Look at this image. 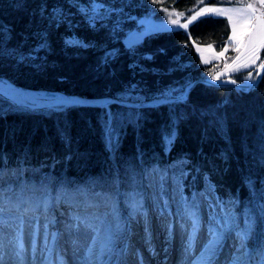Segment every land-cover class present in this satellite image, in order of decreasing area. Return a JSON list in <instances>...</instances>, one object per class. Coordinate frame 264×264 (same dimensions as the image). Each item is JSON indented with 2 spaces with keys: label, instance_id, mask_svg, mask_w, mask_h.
<instances>
[{
  "label": "trees",
  "instance_id": "16d2710c",
  "mask_svg": "<svg viewBox=\"0 0 264 264\" xmlns=\"http://www.w3.org/2000/svg\"><path fill=\"white\" fill-rule=\"evenodd\" d=\"M100 3L116 12L92 24L79 9L89 0L75 6L71 0H0V77L88 99L152 100L207 78L210 66L202 65L194 44L222 50L231 28L227 19L206 16L187 31L154 33L128 48L123 37L135 20L149 14L161 19L166 10L186 19L204 6L235 4ZM1 104L0 204L115 191L127 209L132 191L142 190L145 167H171L191 191H202L208 180L225 207L241 212L250 240L264 245V77L248 93L200 83L187 100L154 108L30 110ZM110 117L113 150L105 132Z\"/></svg>",
  "mask_w": 264,
  "mask_h": 264
},
{
  "label": "rangeland",
  "instance_id": "374dc122",
  "mask_svg": "<svg viewBox=\"0 0 264 264\" xmlns=\"http://www.w3.org/2000/svg\"><path fill=\"white\" fill-rule=\"evenodd\" d=\"M222 1L232 2L235 4L208 5L202 7L201 9L240 8L246 6L248 3H253L256 5L257 8L261 9V11H264V8H262L261 5L259 4V0H222ZM100 5L103 4L102 3H99L97 5L81 4L79 5V9L88 18V20H90V17L92 15L93 7L97 8L100 11V17L98 19H107L109 15L116 12L115 9H112L105 5H103V8H101ZM201 9L193 13L192 16H195L198 12L201 11ZM170 14L172 19H177V18L179 19V24L173 25L169 23ZM192 16L184 19L183 16L180 15L179 13L172 10H166L163 13L161 19H156L154 14H149L146 17L138 18V19L133 18L136 19L135 20L136 23L133 24V26L129 30L127 31L125 30L126 32L123 37L124 43L126 47L133 48L136 45L140 44L146 36H149L154 33L171 31V30L187 31L192 23L206 16L220 17L228 20L227 16H220L217 15L215 12H204L202 15L197 16L195 20L191 19ZM233 16L235 19L236 14H233ZM98 19H96L94 22L91 20L90 21L92 22V24H94ZM189 20H191V23H188ZM181 24H188V26L187 28H183L180 27ZM229 25L231 28L230 22ZM231 35H232V28H231L230 36ZM67 43L72 46L82 45V43H80V41L76 39H68ZM194 47L196 53L198 54V57L200 58L202 65L210 66L208 77L211 79H214L213 78L214 76L219 77L218 79L215 80H231L235 82L251 83L257 75V65H259L264 60V49H262L259 53L260 59L257 60L256 65H253L251 67H244L242 65V61L235 60V58L239 55V53L235 50V42L229 40V38L226 42L225 47L222 50H217L213 45H200L197 43L194 44ZM221 52H223V55H219V53ZM205 61L208 62L206 63ZM237 67H239V70H236ZM249 73H251L252 79L250 80L245 79L246 75ZM184 91L185 89H183L182 87L173 88L172 90H169L164 96H160L157 98L180 97L184 94ZM34 97L38 99L41 98L40 96L37 95H35ZM0 98L2 97L0 96ZM6 102L11 107H18L10 101L7 100L5 101V99L4 102L3 100H1L0 104ZM26 103L30 104L31 102H26ZM21 108L30 109L23 106ZM105 132H106L108 149L113 150V144L115 142L116 132L114 130V124L112 123L111 117L110 120L108 121ZM169 142H170V138L167 140L166 143L169 144ZM143 176H144L143 182L146 186L145 190L148 193L147 198H148L149 206L147 209H144L145 211H140V209H138L135 215L125 217L126 220L124 221L121 220L117 221L112 218V215L104 216L98 214L96 215L98 216L97 221L91 222L92 227H88L84 230V228H78V226H75L74 222L66 223L65 219L63 218L65 214L63 216H59L60 218L62 217V220L64 221L63 223L58 225L59 223L58 221L60 220L59 218L47 217L46 215H43L42 218L40 217L35 218L34 216L25 217V216H21L20 215L21 213L14 214L13 212H8L7 210L9 208L6 207L4 208L0 204L1 206L0 209L5 210V212H0L3 213L2 216L0 215V221L3 222V229H2V233H0V238H2L3 243L5 245H8L9 242L12 240H15L17 242L20 240L23 242L24 250L26 252L33 253V251L37 248L36 247L37 244L35 243V241L38 240L40 237L44 236L46 240L52 239V241H55L57 245L66 246L68 248V255L70 257H72L71 254H73V256L78 255L82 259H84L86 250L93 249L97 255H99L101 252L104 251L108 252L109 256L112 259L113 257L116 256V255L114 256L115 248L118 250H122L124 246L127 243H130L131 240L133 239L134 235L128 233L127 230L128 227L130 229L136 227V229L137 228L145 229L147 231L148 222H150L152 219L156 220V222L158 220L159 222H161V224L164 223L165 225H169V222H174L178 220L180 224H182V227L180 225V229L181 230L183 229L182 231L179 229L181 231L179 235L181 237H186L185 230L187 228H190L191 226V231L193 232V224L196 225V221L198 220L197 210L199 208L200 215L203 214L202 222L203 224H206V226H204L203 230L201 231L203 244L201 245V247H199L197 251L198 253L196 255L198 256L202 251V249L204 248V246L208 243L206 242V240L209 241L210 234L218 233L219 236L220 235L219 230L227 228L230 225L231 219L235 221L239 218V214H237V212L234 213L232 208L230 207L224 208L223 201L220 199V197L216 195V193L214 192V187L209 183L208 180H206L203 183L204 189L202 191L192 192V193L189 192L188 194H186V192L182 189L181 180H180L181 178L175 172H173L172 168L169 170V172L164 171V173H161L156 170L153 171L147 170ZM111 192L113 193V195L110 193L108 194V196L110 197L109 198L110 204L111 203L114 204V202L116 203L120 202L114 198L115 191H111ZM135 193L136 191H132V193L130 194L131 201L132 200L141 201L142 196L144 198V194H146V192L144 194L141 192L142 193L141 196ZM37 198H34L33 201L25 202L24 204L18 206H28V204H31L30 205L32 206L31 209L34 211L36 210L35 209L36 203L38 204L39 202H41L36 200ZM44 200L47 201V198H44ZM112 210H114V208H112ZM109 214L112 213L109 212ZM164 214H169L170 218H166L165 216H163ZM65 217L67 216L65 215ZM41 222L45 224L41 226L42 224ZM50 222L52 223L49 224ZM144 222L146 223V225H144ZM61 226L64 227L60 229ZM60 231H62V233H60ZM39 233H41V235L37 237ZM69 235H77V236H81L82 238L78 244L71 246V243L75 241L72 240V242L69 244L70 241ZM142 235H140L141 237L139 239H144V237L146 236L148 237V233L145 236L144 233ZM63 237L65 240L64 244L61 240V238ZM130 237L131 240L129 239ZM26 241H31V243L25 246ZM43 246H44L43 244L40 247L38 246V249H42ZM240 247H241L240 250L241 252L246 251V245L240 243ZM182 251L183 250L181 249H177L176 255L177 256L183 255V257H185L184 256L185 251L183 252ZM196 255L187 252L186 256H188V258L186 259L189 261L188 262L186 261L184 264H190L191 262H193V259L196 257ZM109 256H105V260H108Z\"/></svg>",
  "mask_w": 264,
  "mask_h": 264
},
{
  "label": "snow or ice",
  "instance_id": "6c2138e0",
  "mask_svg": "<svg viewBox=\"0 0 264 264\" xmlns=\"http://www.w3.org/2000/svg\"><path fill=\"white\" fill-rule=\"evenodd\" d=\"M71 2L74 6L76 5V0H71ZM99 3L100 0H89L90 5H97ZM259 4L264 8V0H259ZM100 7L103 8V5H100ZM204 12H215L217 15L227 16L232 28V35L229 37V40L235 42V50L239 53L235 60L242 61L244 67L256 65L257 60L260 59L259 53L264 49V11L257 8L255 4L248 3L246 6L240 8H203L195 16H192L191 19L195 20L197 16L202 15ZM233 14H236L235 19ZM99 17L100 11L93 7L90 20L94 22ZM54 18L59 22V11H57ZM169 23L173 25L179 24V19H172L170 14ZM188 23H191V20ZM187 26L188 24L180 25L183 28H187ZM219 55H223V52L219 53ZM205 62L207 63L208 61ZM236 70H239V67ZM259 71H264V62L257 65V72L259 73ZM213 78L218 79L219 77L214 76ZM245 79H252L251 73L247 74ZM2 229L3 222L0 221V233H2ZM195 231H198V228L193 224V232ZM217 236L218 233L210 234L208 243L204 246L200 254L193 259V264H215L219 250ZM193 239L194 236L189 239V251L191 250V242ZM105 256H109V253L106 251L97 255L93 249L86 250L82 264H122L119 260L112 261L110 256L108 260H105ZM25 259L26 256L22 241L5 245L2 238H0V264H24ZM140 264H143L142 258ZM228 264H245L240 249H237Z\"/></svg>",
  "mask_w": 264,
  "mask_h": 264
},
{
  "label": "water",
  "instance_id": "95a60500",
  "mask_svg": "<svg viewBox=\"0 0 264 264\" xmlns=\"http://www.w3.org/2000/svg\"><path fill=\"white\" fill-rule=\"evenodd\" d=\"M264 62V60L262 61ZM261 62V63H262ZM264 77V71L257 72L256 78L251 83H239L233 82L231 80H215L211 78H199L191 83H189L184 91V94L180 97H161V98H154L152 100L146 101H130V100H122L116 98H102V99H88L76 95H71L64 93L62 91H50V90H33L25 87L18 86L12 83L10 80L4 79L0 77V81L8 82L9 84L13 85L17 88H22L28 92H32L34 95L40 96L42 104H34V103H26V102H17L14 101L12 95L5 92L0 88V96L7 101L14 103V105L18 107H26L33 110H47V109H55L61 107H89V108H103L109 109L114 105H119L126 108H133V109H142V108H154L158 105L163 103H170V102H182L187 100L190 92L197 84H205L212 87H219V88H232L237 91L241 92H251L255 90L258 85L261 83ZM50 102V103H47Z\"/></svg>",
  "mask_w": 264,
  "mask_h": 264
},
{
  "label": "bare ground",
  "instance_id": "6f19581e",
  "mask_svg": "<svg viewBox=\"0 0 264 264\" xmlns=\"http://www.w3.org/2000/svg\"><path fill=\"white\" fill-rule=\"evenodd\" d=\"M0 88L2 90H4L5 92L9 93L10 95H12V98L14 101L17 102H31L34 104H42L40 101L41 99H38L36 97H34L35 95L32 92H28L22 88H17L14 87L13 85L9 84L8 82L0 81ZM50 103V102H47ZM156 257L161 256H166L167 255V243L166 241H162L159 243V245H156ZM143 249L145 250V246H143ZM63 257V262L62 264H82V258L78 255H74V257H70L68 256L67 258L65 256ZM76 257V258H75ZM154 257V255H153ZM173 257L172 251L171 253H169L163 260L164 264H168L171 262V258ZM150 260V259H149ZM152 260V259H151ZM185 259L181 262V264H184Z\"/></svg>",
  "mask_w": 264,
  "mask_h": 264
}]
</instances>
